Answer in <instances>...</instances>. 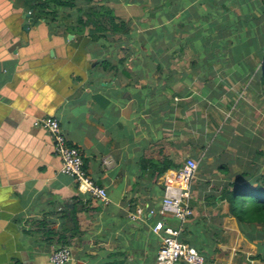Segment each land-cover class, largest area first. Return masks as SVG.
Instances as JSON below:
<instances>
[{
  "label": "crops",
  "instance_id": "1",
  "mask_svg": "<svg viewBox=\"0 0 264 264\" xmlns=\"http://www.w3.org/2000/svg\"><path fill=\"white\" fill-rule=\"evenodd\" d=\"M160 1L187 17L184 55L164 56L176 47L153 29L134 55L119 47L111 56L86 32L0 0V264H51L62 245L63 264H153L159 216L129 215L158 207L186 157L198 166L182 237L203 264H264V228L226 215L220 196L240 174L264 183V0ZM48 115L80 149L105 203L59 171L37 124Z\"/></svg>",
  "mask_w": 264,
  "mask_h": 264
},
{
  "label": "built area",
  "instance_id": "2",
  "mask_svg": "<svg viewBox=\"0 0 264 264\" xmlns=\"http://www.w3.org/2000/svg\"><path fill=\"white\" fill-rule=\"evenodd\" d=\"M37 124L43 127L49 135L52 152L60 159L61 173L71 177L76 190L90 197L105 201V188L97 184L86 172L83 166L82 153L63 134L56 117L48 115L38 119ZM197 160L186 157L181 170H176L173 183L164 180L160 203L156 208L147 210L149 216L158 215L152 224V231L159 237L153 264H203L204 255L195 247L179 239L184 223L192 215L190 205L191 185L196 176ZM180 182H178V180ZM176 220L175 226H169L164 218ZM70 259V250L67 246H58L48 254L51 264H63Z\"/></svg>",
  "mask_w": 264,
  "mask_h": 264
},
{
  "label": "trees",
  "instance_id": "3",
  "mask_svg": "<svg viewBox=\"0 0 264 264\" xmlns=\"http://www.w3.org/2000/svg\"><path fill=\"white\" fill-rule=\"evenodd\" d=\"M22 1L36 17L48 16L51 22L57 21L60 27L64 26L65 30L71 33L86 32L89 43L98 42L108 34L127 33L128 31V22L116 14L112 6L116 4V1L109 3L106 0H85L86 7L82 13L68 10L76 6V2L80 0ZM102 61L105 60H100ZM260 81L264 84V61L260 68ZM167 167L168 165L161 167L155 165L153 168L161 173ZM247 179L245 174H240L228 183L229 189L221 192V199L225 202L223 210L226 215L234 217L242 224L256 223L264 228V183L251 184ZM179 239L189 245L181 233ZM262 259L264 260V255Z\"/></svg>",
  "mask_w": 264,
  "mask_h": 264
},
{
  "label": "rangeland",
  "instance_id": "4",
  "mask_svg": "<svg viewBox=\"0 0 264 264\" xmlns=\"http://www.w3.org/2000/svg\"><path fill=\"white\" fill-rule=\"evenodd\" d=\"M106 1H109V3H111L114 0H106ZM116 1L118 2L116 4H113L112 6L115 10V13L128 22V31L127 33L108 34L106 35V37L101 38L100 41H98V43L95 44L96 46H98L100 51L110 53L111 56H116L118 54L122 55V52H119L120 51L119 47H122V49L125 48L124 55L129 57L130 55H134L135 52L134 47H138V48L141 47L142 44L144 43V40L150 38L153 29H155L158 30V34H164L167 41L173 40V45H175L176 47L175 50L171 48L172 51L170 48H166L165 53H163L164 56L168 55L170 52L171 55L173 56H175V54H178L180 56L185 54L183 52L184 49L187 48L186 43H187L188 35L185 36L186 33L184 31L179 30L183 28V27L181 28L179 25H183L187 17L183 15L175 17V15L172 13V9L173 7L175 8V6L167 7L166 6L167 1L163 3V1L160 0H127L128 5L125 6L124 8L125 0H116ZM84 2L85 0H80L76 2V4L78 5V6L76 5L77 7L76 6L71 7L68 8V10L70 12L76 11L78 13V11H80V13H82V11L86 7ZM128 8H129V12L132 11L133 14L135 15L131 13L127 14V12H125L124 9L127 10ZM169 10L170 13H168ZM166 13L170 14V16L169 15L167 16ZM171 19H173L174 21L173 23H169ZM163 28L171 29L168 32L169 35L162 33ZM148 51L152 55L151 49ZM143 52L145 51L143 50ZM102 55H105V53H103ZM142 55L144 56V53ZM102 202L105 203L106 200ZM129 217L131 220H138L144 222L149 216L147 211L143 212L141 208H136L130 213ZM171 226H175V225H171Z\"/></svg>",
  "mask_w": 264,
  "mask_h": 264
}]
</instances>
